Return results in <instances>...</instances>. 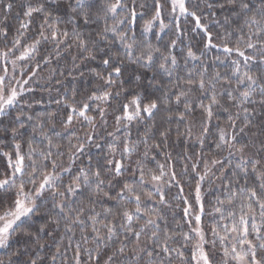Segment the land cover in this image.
Returning <instances> with one entry per match:
<instances>
[{
	"label": "snow or ice",
	"instance_id": "1",
	"mask_svg": "<svg viewBox=\"0 0 264 264\" xmlns=\"http://www.w3.org/2000/svg\"><path fill=\"white\" fill-rule=\"evenodd\" d=\"M58 260L264 264V0H0V264Z\"/></svg>",
	"mask_w": 264,
	"mask_h": 264
},
{
	"label": "trees",
	"instance_id": "2",
	"mask_svg": "<svg viewBox=\"0 0 264 264\" xmlns=\"http://www.w3.org/2000/svg\"><path fill=\"white\" fill-rule=\"evenodd\" d=\"M19 11H20V9L18 7L13 10V12H12L13 19L11 20V23L16 24V20L14 18L19 13ZM191 27H192V23L189 22L187 24V28L189 29V32H188V35L185 36L183 43H184V45L191 44L194 49H198V48L201 47V43H200L201 36L198 35V34H193L190 31ZM213 31H216V26L215 25H213ZM181 47H183V45ZM177 51H179V49ZM217 55H219V56H221L223 58V53L221 51H219V50L209 51L208 54L204 57V61L203 62L206 65L207 64H211L215 60V57ZM93 66H97V65H93ZM68 67L70 68L71 65L69 64ZM218 70L223 73L225 71V68L223 66H220ZM209 71L211 72L212 69L210 68ZM67 83L69 84V86H71L72 81L69 80V81H67ZM81 87H82V82H81ZM77 98L79 99L80 97H77ZM45 99H47V96H45ZM44 107H45V105L38 106L37 107V111H42ZM51 107L54 108L55 106L52 105ZM233 111H235V109H233ZM109 112L111 113V109L109 110ZM108 123H109V126H108V129L107 130L109 132L114 131L115 121H114V118H113V116L111 114L108 117ZM78 127L79 126H77V128ZM173 128L175 129V125H173ZM122 134H123L122 131L116 133V135H118V136H121ZM102 135H103V133H102ZM133 135H135V129L133 130ZM109 139H110V137H109ZM65 143H66V141H65ZM176 151L178 152L179 151V148H177ZM159 158H160L161 162H163V160H164L163 154H161V156ZM71 256H72V253H71V251H69L68 252V257L70 258ZM57 264H60V261L59 260L57 261Z\"/></svg>",
	"mask_w": 264,
	"mask_h": 264
}]
</instances>
